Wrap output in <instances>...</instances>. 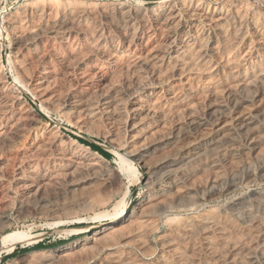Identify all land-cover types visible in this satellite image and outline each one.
<instances>
[{"label": "bare ground", "instance_id": "1", "mask_svg": "<svg viewBox=\"0 0 264 264\" xmlns=\"http://www.w3.org/2000/svg\"><path fill=\"white\" fill-rule=\"evenodd\" d=\"M75 1H73V3H75ZM45 2H47L45 4L50 5L51 0H45ZM85 2L83 3L86 4L87 2ZM143 2L144 1L142 0L139 3L142 4ZM203 2L204 1L202 0L159 1L160 9L158 13H150L154 14V16H151L153 18L154 27L157 29V33L159 31L164 39L156 44H153L149 41V36L140 37L137 39V41H135L137 42L138 46L143 49L144 54H141V56L135 58L134 60H128V62L126 60L122 66L124 68L123 71L127 72L125 67L131 71L130 78L127 76L129 80L126 79L129 82L124 83L127 85L126 90H120L115 86L116 82L112 83L113 80H110L115 76L114 75L112 78H110L113 74H115L112 71L115 70V68H111L112 70L109 68L113 74L108 76L107 71H105L102 67L103 64L101 63V59H98L97 56L90 58V56V60L84 61V55L86 52H95L96 54L103 55L102 57L105 58L104 60L106 62L108 61L107 63L111 65H122V58L124 55H122V58H120V55L122 53L127 54L126 51H132V46H136V44H134L135 42L133 43L134 34L131 38H128V36H130L129 31L131 30L128 31L126 29L130 25H134V20H140L144 27L146 23H144V17L146 16L143 12V9L140 11V9H133L134 7H128L127 9L119 8L116 14L119 19H116L115 15L110 17L111 21H113L110 22L113 23L116 29L122 31V38H124V40L128 43H125L127 44L126 49L118 50L116 48L117 51L114 49L115 51L112 50L113 52H109L110 50H108V53L104 48L107 46V44L104 46V43L101 39L102 34L99 31L95 32V29L91 30L87 27L92 22H88V25L85 24L87 16L92 14V9L90 6L87 7L84 4L77 5L76 8L71 7L72 9H67L68 11L61 9V6L60 9L58 6L57 9H53L55 5L53 8L51 7L53 10L50 9V11L55 13V15H62L64 20L63 22H54L51 27H48L47 30L50 33H55V31H53L55 29L65 30L66 33H63L62 31L63 34L57 36H59V40L64 45L65 48H63L66 49V51L64 54H62L61 50L55 46L56 44L54 45L50 41L48 44H44L47 45L48 51L53 53V57L56 58V61L58 60L61 63V66L66 67L68 70H72L74 65L79 66L78 71L76 72L78 74L77 78H79L83 84L87 85V88L89 87V89L86 88L83 93H80V97L77 96L80 98V100L85 101V104H83V110L78 112L74 111L75 117L78 120L81 119V117L82 120H90L93 116L96 117L95 109L97 105L95 106L88 104L86 101L89 98H93V96L97 95L100 96L99 105L105 109V111L107 110L106 113L109 114L108 116L111 115L117 120L121 116V106L124 98H129L132 103V112L128 119L124 121V118H122L123 120L121 121H124V128H122L130 135V139H132L130 141H133L134 146L131 144V150L133 149L132 154L134 155L136 161L140 164L144 163L149 156L156 158L153 164V172L155 171L154 173L156 177L155 180H153V178V182L151 181L150 183L151 190L149 189L150 191L144 193L137 203L135 202L136 204L134 208L132 207L133 209L128 212L126 211L130 193L129 185H127L125 186L124 192H122V196L112 207V213H106L105 211V213L101 212V214H97L95 216V218H101L98 223L100 228L93 231L89 237H84L69 245H63L55 248L53 251L59 256L62 255L66 257L71 253L73 255L75 252L81 251L88 247L94 248V246H96L98 256L96 257L95 255L94 257L92 254H90L93 256V258H98V260L95 261L96 264H231L232 260L235 264H264V190L258 192L252 191L253 193H251L250 196H242L237 198L230 204H226L227 206H225V208H221V210L201 211L199 209V207H201L203 204H206L207 200L214 199L221 194H224L228 190L236 188L242 183L249 184L257 179L264 181V124L258 125L259 122L257 123L258 120H256L258 117L260 118V116L264 118V12L258 11L256 15L252 14V16L250 15L251 17L245 18V7L247 6L245 4L244 6L243 3H241L242 1L227 2L224 4L222 3V5H212V7L205 6ZM60 3L61 2L58 4ZM62 3L64 4V2ZM95 4H97V2ZM133 5L130 4V6ZM29 6L31 7L33 5ZM34 6L38 7L37 4ZM248 6L250 7V5ZM261 6L262 5H260V7ZM41 8L40 10H37L40 11L39 16L37 14L38 17H41L43 13L50 12L44 11L47 8H44V10H41ZM94 8L96 9L95 6ZM261 10L264 9L261 8ZM252 11L254 10H251V12ZM23 12H21V14H23ZM17 13L19 14L18 16H20V13ZM16 15L17 14H15V17L13 16V18H11L9 15V18L6 16V27L8 31L11 32L12 37L15 40V43L13 44H15V48L17 49V54L14 52L16 54L15 58L11 60H14L13 63L11 62L13 71L15 72L13 83L7 82V73L0 63V145L7 147L9 150L14 145L12 144L14 141L11 138L13 131H11V128L14 125V120L10 118V115V117L7 115V110L10 109L8 107L11 104H16L18 106L17 107L15 105L17 109L20 108L21 111L24 110L27 114L33 116V118H35L40 123V129H36L35 132H32V141L33 143H39L42 141V144L45 145V150H47L46 148H49L48 150L50 152L48 151V153L47 151H44L42 148H40V143L38 145L36 144V149L32 147L33 151L28 153H25L26 151H20V149L17 147L18 165H16L15 173H12L13 175L11 174V178L13 179L14 184H16L19 188H22L24 192V196L22 197H24L25 201L30 197L35 198L37 196L41 205L47 206L48 201L41 196L49 192V185L53 186L54 189L62 188L63 190H68L69 192H82L85 191V189H90L93 191L95 187H92V185L94 186V184H96L93 183V180L96 179L95 177H97V175L94 176V168L91 167L93 165V163H91V156L93 155L92 158L96 156L95 158L101 161L104 159L99 154L92 152L91 150L88 151L89 153L91 152L90 156H88L86 155V152L85 154H79V151L76 153L72 148L68 147V150L65 148V150H67L65 151L59 147L58 144L61 143L58 142V140L61 141L59 127L57 124L50 125L46 119V116L47 109L58 107L61 105L60 102H62L60 101L61 96L58 95L59 92L57 91L59 88L56 90L54 86L56 83H52L56 76L54 70L60 63L56 66V68H54L51 62H47L41 67L39 66L40 68L37 71L35 70L36 68L33 70L34 67H32V58L27 56L28 54L32 53V56H37L36 58H38L42 55V52H46L42 51L45 48L41 50L42 52H39L41 45L39 50L37 47L38 32H43L44 30L38 27L35 29H31V27L28 28L26 26L27 22L25 23L23 17H16ZM55 17L53 16V18ZM95 17H97V15H95ZM98 18H100V16H98ZM182 18H184L185 21H189L190 25L187 27L184 26L185 21ZM196 19H201L204 23L203 27H206V30L208 29L211 31V37L208 35V38L205 41H203L205 37V34H203L204 30L203 28L199 29L200 27H196V24L198 23L195 22ZM193 22L196 24L194 25ZM93 23L96 25V22ZM36 24L37 21L35 22V26L38 25ZM99 25L101 24H98L97 26ZM247 25H249L251 28L253 33L252 37L255 36V43L253 46H251L252 43L249 42L250 39L247 40L249 37V34L248 37L246 35L245 28L249 27ZM105 29H107V27ZM130 29L133 30L136 28ZM109 32H111V28ZM72 33L80 34L79 45L86 48L87 51L85 53L82 51L85 48L81 49L78 47V45L76 47L74 43H72V38H70ZM104 33H106V30ZM154 33H156V31ZM115 34L116 33L114 32V35ZM146 34L148 33L146 32ZM49 39H51V37H49ZM107 39L105 38L104 40ZM121 40H119V42ZM110 41L112 40L110 39ZM157 41L158 40H156V42ZM15 48L14 50H16ZM134 51L135 50H133V52ZM256 51H260L261 55L258 52L260 58L251 56L253 57L252 61L248 62V56ZM124 58L126 57L124 56ZM33 62L36 63V61ZM52 62L54 63V60H52ZM86 65L89 66L88 69L85 68ZM36 66L37 65H35V67ZM63 72L64 71L62 70V74L65 76ZM126 74L129 75L128 72ZM66 77L65 79H67ZM124 77L126 78L125 75ZM124 77L121 78L124 80ZM217 77L220 78L222 85L218 84L219 82ZM121 78L118 79L122 80ZM95 79L97 80V86L92 89V87L90 88L89 85L92 84ZM61 81L62 80L59 79V82ZM58 83L57 85H59ZM29 84L32 85V88L30 87L32 90H20L21 87H27ZM61 84L63 85V81ZM60 86L61 85H59V87ZM61 88L62 86L60 89ZM61 92H63V90ZM27 95L37 97L40 103L33 107L26 99ZM74 95L76 97V93H74ZM165 96L169 100L168 102L171 106L169 109L166 108L167 106L164 107L165 105H162V101L164 100ZM201 98H205V100L207 99L208 101H206L208 103H205V105L203 104V107L199 108L198 106H200L202 101L204 102V100ZM165 101L167 102V100ZM71 102H73L72 99ZM80 104L81 102H79V105ZM15 112H17V110ZM20 113L22 112H19L18 115L23 117V113L22 115ZM179 114L183 116L176 119L175 123L173 124L171 122V117H177ZM103 116L104 115H102V117ZM169 117L171 118V125L173 124L170 128H168L169 126L167 125L168 119H170ZM82 120L81 123L84 124V120ZM118 120L116 122H118ZM174 120L175 119H173V121ZM73 121H75V119ZM98 121L99 118L96 120V122ZM119 123L121 122L119 121ZM119 123L117 124L119 125ZM25 124L21 125L26 126ZM115 126L116 125H114V128ZM116 129L120 130V127L119 129ZM24 131L25 129L23 132ZM19 132L17 131V133ZM237 134H244L245 137L243 142L235 141L237 139H235L234 136ZM123 135L124 134H122V138ZM27 137L28 136L26 134L24 139ZM73 141L74 143L76 142L79 144L75 139ZM62 142L65 144V141ZM128 145L130 146V144ZM76 146H74V148H76ZM182 147H187L188 150L182 154L179 160L174 158L171 159L175 152H178V150ZM24 148L26 149V147ZM51 148H53V151L50 150ZM86 149L88 150L87 147ZM9 150L5 152H10ZM130 151L128 150L125 152ZM155 151L159 153L158 159L157 155L154 154ZM182 152H184V150ZM247 155H250L254 158V160H256L257 165L259 166V169L255 168L258 170L257 175H255L253 167L251 166L253 159H251L250 163L249 157ZM118 157L119 160L116 162L118 163L117 167L119 171H121L119 172L117 170L119 174L122 173L128 177L136 173L138 169L129 158L124 155H119ZM236 158H238V160L239 158H246L244 165L245 167L242 168L240 163H237L240 166L233 164ZM15 160H17V158H15ZM14 162L13 164L15 165ZM108 162L109 161H107V163H103V165L105 164L108 167L106 173L107 176L111 175V177H113L112 180H114L113 183H119V187H121L120 184L123 179L121 180L118 172L112 171V168H110L111 165L109 166ZM228 163H230L231 166L229 167L228 171H224L222 164L227 165ZM106 166H104V168H106ZM102 173L105 174L104 172ZM204 176L205 179L203 180H205V182L202 184L201 179L202 177L204 178ZM93 177L95 179H93ZM8 178H10V176ZM101 179V184L106 186V184H108L107 179H103V177ZM148 179H146L145 182L149 183ZM116 185H114L115 189H118V187L116 188ZM243 186H245V184H243ZM44 187L47 188V192L43 191ZM102 187L104 188V186ZM107 190L108 189L106 188V191ZM50 191H53V189ZM54 191L56 192V190ZM63 192H61L62 195ZM65 194L66 193H64V195ZM110 195H112V193ZM1 196L3 195L1 194ZM84 196L87 197V195ZM96 196L99 195L97 194ZM52 197L54 200V195ZM65 197H63V199ZM105 197H107V195ZM112 197L113 195L111 198ZM88 198L92 199V197ZM103 202H97V204ZM42 206L39 207L43 209ZM56 207L54 208L56 209ZM24 208L25 207H23V209ZM89 208L91 207L88 206V209ZM78 209L77 213H79L78 211L82 212L83 207L81 206V209ZM54 211L56 213V210ZM5 212L8 213V211ZM107 212H109V210H107ZM162 227H164L163 230ZM154 242H156L161 248V252L159 251L160 253L154 262L146 263L134 255L135 250L133 253L130 250V246L133 245L136 246L142 253H149L152 251V249L155 250L153 248ZM13 248V245L7 247L6 252H11ZM201 248L209 256V260H206L203 263L200 260L201 257L199 258V253L202 251L198 253ZM96 251L94 252L96 253ZM32 253L29 252L27 256L31 255ZM36 254L34 253L32 256ZM44 254L41 255L44 256ZM47 254L48 253L46 252L45 256H48ZM100 254L103 257L101 256L102 259L99 260ZM150 254H152V252ZM83 255H80V257L82 256L83 258ZM38 257H40V255L38 256L37 254L36 258L38 259ZM73 257H75V254ZM67 259L64 260L66 261ZM47 260H49V258ZM59 261H57V263ZM72 262H74V260ZM51 264L55 263H52L51 260Z\"/></svg>", "mask_w": 264, "mask_h": 264}, {"label": "rangeland", "instance_id": "2", "mask_svg": "<svg viewBox=\"0 0 264 264\" xmlns=\"http://www.w3.org/2000/svg\"><path fill=\"white\" fill-rule=\"evenodd\" d=\"M73 1H75V0H72V1H68V0H51V2H50V5L49 4H45V3H47V2H45V0H0V63H1V66H3L4 67V69H5V71H6V73H7V82H9V83H13V81H14V78H15V72L13 71V67H12V63H13V61H11L13 58H15V56H16V54H17V49L15 48V44H13V43H15L14 41V39H13V37H12V34H11V32L10 31H8V29H7V27H6V21H7V17L9 18V16L11 17V18H13V16L15 17V14H17L16 15V17H23V19L25 20V23H26V26L28 27V28H30L31 27V29L32 28H41L42 30H44L43 32H38V41H37V47H38V50H39V48H40V45H41V48H40V50H39V52L43 49V48H45L44 50H42V51H46V52H42V55L40 56V57H38V58H36L37 56H32V53L31 52H29V53H31V54H28V56L27 57H29V58H32V67H34L33 68V70L35 69L36 71L42 66V65H44V63H49V62H51V64H52V66H54V68H56V66L60 63L58 60L56 61V58H54L53 56V53L52 52H50V51H48V49H47V45L46 44H48V42L50 41V42H52L55 46H57V48H59L60 50H61V53L62 54H64V52L66 51V49H64L65 47H64V45L61 43V41L59 40V36H57V35H62L63 33H66L65 32V30L64 29H60V30H53V31H55V33L53 32V33H50L47 29H48V27H51L52 26V24L54 23V22H56V21H58V22H60V21H62L63 22V20H64V17L62 16V15H60L59 16V14L58 15H55V13H53L52 11H50V9H51V7L53 8V6L55 5V7L53 8V9H57L58 7H59V9H60V6H61V9H65V10H67V9H72L73 7L74 8H76L77 7V5H82V4H84L83 2H85L86 4H84L85 6H87V7H89L90 6V8L92 9V14H90V15H88L87 16V18H86V21H85V24L86 25H88L87 23L88 22H92L90 25H88L87 27L89 28V29H91V30H94L95 32L97 31H99L102 35V37H101V39H102V41H103V45L105 46L106 44H107V46L106 47H104L105 48V50L108 52V50H110L109 52H113L112 50H116L117 51V49L118 50H123V49H126V47H127V44H125V43H128L127 41H125L124 40V38H122L123 36H122V31H119L118 29H116V27L113 25V23H111V22H113V21H111V16H114L115 15V18L117 19L118 18V16L116 15L117 14V10L120 8V9H124V8H133V9H140V11H142L141 9H143V12L145 13V16L146 17H144V23H145V25H144V27H143V24H141L142 22H140V20H134V25H130L129 27H127V29L126 30H131V31H129L130 32V36H128V38H131L132 37V35L134 34V41H133V43L135 42V41H137V39L138 38H140V37H148L149 36V41L151 42V43H153V44H156V43H158V42H161L162 41V39H164V37L159 33V31H158V33H157V29H155V27H154V24H153V18H152V16H154V14H156V13H158V11H159V9H160V4H159V1L160 0H143L144 2L142 3V4H140L139 2H141L142 0H76L75 1V3H73ZM77 1H79V2H77ZM172 1H175V0H172ZM197 1H199V0H197ZM202 1H204L203 3H204V5L205 6H210V7H212V5L214 6V5H219V4H221L222 5V3L224 4V3H227V2H241V3H243V5L245 4L247 7H245V18H249V17H251L252 16V14L253 15H256L257 13H258V11L259 12H264V10H261V8L262 9H264V0H202ZM222 1V2H221ZM224 1V2H223ZM263 1V2H262ZM32 4H31V3ZM53 2V3H52ZM59 2H61L60 4H58ZM62 2H64V4L62 3ZM67 2V3H66ZM70 4H69V3ZM82 2V3H81ZM97 2V4H95ZM114 2V3H113ZM218 2V3H217ZM28 3V4H27ZM79 3V4H78ZM117 3V4H116ZM121 3V4H120ZM124 3V4H123ZM217 3V4H216ZM250 3V4H249ZM262 3V4H261ZM37 4V6L38 7H36V6H34V5H36ZM41 4V5H40ZM44 4V5H43ZM127 4V5H126ZM130 4L131 5H133V6H130ZM210 4V5H209ZM25 5V6H24ZM29 5H33V6H29ZM138 5V6H137ZM140 5V6H139ZM244 5V6H245ZM248 5H250V7L248 6ZM260 5H262L261 7H260ZM29 6V7H28ZM58 6V7H57ZM64 6H66V7H64ZM92 6V7H91ZM94 6L96 7V9L94 8ZM99 6H101V7H99ZM256 6V7H255ZM25 7V8H24ZM32 7H34V8H32ZM42 7V8H41ZM68 7V8H67ZM72 7V8H71ZM99 7V8H98ZM137 7V8H136ZM140 7V8H139ZM147 7V8H146ZM155 7V8H154ZM158 7V8H157ZM259 7V8H258ZM31 10H30V9ZM40 8H41V10H44V8H47V9H45L44 11H50V12H47V13H43L42 14V16L41 17H38L39 16V12L40 11H37V10H40ZM49 8V9H48ZM94 8V9H93ZM105 8V9H104ZM153 8H154V10H153ZM255 8V9H254ZM258 8V9H257ZM23 9H24V12H23ZM53 9H51V10H53ZM69 9V10H70ZM115 9V10H114ZM21 10V11H20ZM113 10V11H112ZM251 10H254V11H252V12H254V13H252L251 12ZM25 11H27V12H25ZM68 11V10H67ZM98 11V12H97ZM101 11V12H100ZM257 11V12H256ZM17 12H19L20 13V16H18L19 14L17 13ZM21 12H23V14H21ZM30 12V13H29ZM102 12H104V13H102ZM107 12H109V13H107ZM150 12H153V13H150ZM115 13V14H114ZM148 13V14H147ZM251 13V14H250ZM9 16H8V15ZM14 14V15H13ZM35 14V15H34ZM37 14H38V16H37ZM49 14V15H48ZM99 14V15H98ZM107 14V15H106ZM24 15V16H23ZM48 17H47V16ZM55 17V16H57V17H55V18H53V16ZM93 15V16H92ZM95 15H97V17H95ZM152 15V16H151ZM251 15V16H250ZM7 16V17H6ZM28 16V17H27ZM98 16H100V18H98ZM104 16V17H103ZM106 16V17H105ZM20 17V18H21ZM36 17H38V18H36ZM102 17V18H101ZM109 17V18H108ZM4 18H6V19H4ZM28 18H30V19H28ZM44 18V19H43ZM48 18V19H47ZM27 19H28V21H27ZM31 19H32V21H31ZM39 19V20H38ZM89 19V20H88ZM96 19V20H95ZM119 19V18H118ZM149 19V20H148ZM183 20H184V18H182ZM34 20H35V22L37 21V26H35V22H34ZM92 20V21H91ZM98 20V21H97ZM41 22V24H40V22ZM101 23H100V22ZM111 21V22H110ZM116 21V20H115ZM136 21V22H135ZM185 21V20H184ZM202 20L201 19H196L195 20V22L197 23H195V22H193L194 23V25L196 24V27L198 28V27H200L199 29H201V28H203V34H205V37H204V35H203V37H204V39H203V41H205L207 38H208V35H209V37H211V31L210 30H206V27L204 28L203 26H204V23H203V21L201 22ZM46 22V23H45ZM48 22V23H47ZM52 22V23H51ZM93 22H96V25H95V23H93ZM98 22V23H97ZM106 22V23H105ZM138 22V23H137ZM149 22V23H148ZM201 22V23H200ZM33 23V24H32ZM136 23V24H135ZM185 23V25L184 26H189L190 25V22L189 21H185L184 22ZM187 23V24H186ZM203 23V24H202ZM30 24H32V25H30ZM98 24H101V25H99V26H97ZM141 24V25H140ZM44 25V26H43ZM110 25V26H109ZM150 25H152V26H150ZM202 27H201V26ZM35 26V27H34ZM97 26V27H96ZM101 26V27H100ZM111 28V32H109L110 31V28ZM113 26V27H112ZM136 26V27H135ZM139 26V27H138ZM147 26V27H146ZM247 26H249V25H247ZM94 27V28H93ZM107 27V29H105V28ZM146 27V28H145ZM130 28H136V29H130ZM138 28V29H137ZM151 28V29H150ZM154 28V29H153ZM116 29V30H115ZM146 29V30H145ZM179 29H181V28H179ZM246 29V35H247V37H248V34H249V37L247 38V40H249L250 39V41L249 42H251L252 43V45L251 46H253L254 45V41H255V36H253L252 37V35H253V33H252V31H251V28H250V26L249 27H246L245 28ZM248 29V30H247ZM103 30V31H102ZM105 30H106V33H104L105 32ZM140 31V32H138V31ZM142 30V31H141ZM148 30V31H147ZM205 30H206V32H205ZM8 31V32H7ZM62 31H63V33H62ZM117 31H119V32H117ZM133 31H135V32H133ZM144 31V32H143ZM156 31V33H154ZM57 32V33H56ZM104 34H103V33ZM114 32L116 33L115 35H117V36H115L114 35ZM128 32V33H129ZM146 32L148 33V34H146ZM41 33V34H40ZM61 33V34H60ZM119 33V34H118ZM132 33V34H131ZM140 33V34H139ZM150 33V34H149ZM152 33V34H151ZM154 33V34H153ZM207 33V34H206ZM210 33V34H209ZM10 34V35H9ZM47 34V35H46ZM49 34V35H48ZM74 33H72V35L70 36V38H72V43H74V45L77 47V45H78V47L79 48H81V49H83V48H85V47H83V46H81V45H79V43H80V34H74ZM110 34H112V35H110ZM138 34V35H137ZM142 34V35H141ZM159 34V35H158ZM43 35H45V36H43ZM50 35H52V36H50ZM55 37H54V36ZM120 35V36H119ZM109 36H110V38H109ZM151 36H152V38H151ZM49 37H51V39H49ZM54 37V38H53ZM79 37V38H78ZM103 37H104V39L106 38L107 39V37H108V39L107 40H104L103 39ZM115 37V38H114ZM159 37V38H158ZM162 37V38H161ZM251 37V38H250ZM42 38V39H41ZM118 38V39H117ZM122 40H121V39ZM156 38H158V39H156ZM254 38V39H253ZM74 39V40H73ZM78 39V40H77ZM110 39L112 40V41H110ZM136 39V40H135ZM145 39V38H144ZM155 39V40H154ZM46 40V41H45ZM54 40V41H53ZM71 40V39H70ZM76 40V41H75ZM117 40H118V42H119V40H121L119 43L117 42ZM124 40V41H123ZM156 40H158L157 42H156ZM56 41V42H55ZM79 41V42H78ZM105 41V42H104ZM107 41V42H106ZM110 41V42H109ZM55 42V43H54ZM58 42V43H57ZM77 42H78V44H77ZM113 42V43H112ZM122 42H123V44H122ZM42 43H43V45H42ZM44 43H46V44H44ZM111 43V44H110ZM117 45H116V44ZM251 43H249V44H251ZM38 44H39V46H38ZM62 44V45H61ZM110 44V45H109ZM113 44V45H112ZM134 44H136V46H132V51L131 50H129V51H126V53L127 54H121L120 56V58H122V55H124L126 58H124V56H123V60H122V65L121 64H115V65H111V64H109V63H107L104 59L105 58H103L102 56L103 55H100V54H96L95 52H93V53H89V52H86L87 50H86V48L85 49H83L82 51L85 53V55H84V57H85V59H84V61H88V60H90V58H94V57H96L97 56V58L98 59H101L102 60V64H103V69L105 70V71H107V73H108V76H111L112 74H113V72L115 73V74H113L110 78H112L114 75L116 76H114V78L113 79H110V80H113L112 81V83H114V82H116L114 85L117 87V88H119L120 90H126L127 88H126V86L127 85H125L124 83L126 82H129L128 80V77L130 78V73H131V71H130V69L128 70V68H126L125 67V69L127 70V72H128V74L129 75H127L126 73V71H123L124 70V68L122 67L123 65H124V63L126 62V60H127V62H128V60H134L135 58H137V57H139V56H141V54H144V51H143V49H141V47L140 46H138V44H137V42H135ZM113 47H112V46ZM14 46V47H13ZM43 46V47H42ZM59 46V47H58ZM81 46V47H80ZM115 46V47H114ZM125 46V47H124ZM64 47V48H63ZM108 47V48H107ZM112 48V49H110V48ZM135 47V48H134ZM137 47V48H136ZM14 48L16 49V50H14ZM117 48V49H116ZM137 49V50H136ZM12 50H13V52H12ZM64 50V51H63ZM114 50V51H115ZM133 50H135L134 52H133ZM143 51V52H142ZM16 54H15V53ZM108 52V53H109ZM260 53V51H256V52H254L253 54H251V55H249L248 56V58H247V60H248V62L250 61H252V58L253 57H255L256 56V58H258L260 55H261V53H260V55H259V53ZM48 53V54H47ZM125 53V52H124ZM139 53H140V55H139ZM52 54V55H51ZM129 54V55H128ZM257 54V55H256ZM13 55H14V57H13ZM51 55V56H50ZM127 55V56H126ZM31 56V57H30ZM91 56V57H90ZM100 56V57H99ZM132 56V57H131ZM135 56V57H134ZM251 56H253V57H251ZM35 57V58H34ZM47 57H48V59H47ZM90 57V58H89ZM251 59H250V58ZM41 58V59H40ZM129 58H131V59H129ZM260 58V57H259ZM38 59V60H37ZM250 59V60H249ZM40 60V61H39ZM44 60V61H43ZM47 60V61H46ZM52 60H54V63L52 62ZM33 61H36V63L35 62H33ZM56 61V62H55ZM4 62V63H3ZM12 62V63H11ZM40 62V63H39ZM130 62V61H129ZM9 63V64H8ZM34 63V64H33ZM38 63V64H37ZM43 63V64H42ZM105 63V64H104ZM107 64V65H106ZM9 65H10V67H9ZM35 65H37L36 67H35ZM118 65V66H117ZM40 66V67H39ZM63 67V68H62ZM81 67V66H80ZM108 67V68H107ZM122 67V68H121ZM59 68V69H58ZM66 67H64V66H61V63L57 66V68L54 70L55 71V74H56V76L58 77H56L55 76V78L53 79V81H52V83L53 82H55L56 84H54V86H55V89L57 90L58 88V92H59V96H61L60 97V101H62V102H60L61 103V105H59L58 107H55V108H49V109H47V116H46V119L48 120V122H49V124L50 125H54V124H57L58 125V127H59V130H60V136H61V138H60V140L61 141H59L58 140V142H61V143H57L58 145H59V147L63 150H65V148H67V150H68V147L69 148H72L76 153H77V151H79L78 153L79 154H85V152H86V155H88V156H90V153L88 152V151H92V152H96L97 154H99L104 160L103 161H101V160H98V159H96L95 157L96 156H94V158H92V156H91V160H92V162L91 163H93V165L91 166L92 168H94L93 169V172H94V176H96L97 175V177H93V179H95V180H93V183H96V184H94V186L92 185V187H95V189L93 190V191H91L90 189H85V191H75V192H69L68 190H63L62 188L61 189H59V188H56V189H54L53 188V186H51V185H49L50 187H48V190H49V192H47L46 190H47V188L46 187H44V190L43 191H45V192H47V193H45V192H43V193H45L47 196H48V198H47V196L44 194L43 195V193H42V195L44 196H41L42 198H44V199H46L47 201H48V205L47 206H42L41 205V203L39 202V199L37 198V196L35 197V198H29L28 200H24V197H22V196H24V192H23V190H22V188H19L16 184H14V181H13V179L11 178L12 176H11V174L13 173H15V168H16V165H18L17 164V162H18V156H17V154H18V149H20V151H22V152H24V151H26L25 153H28V152H32L33 151V148L34 149H36V147H37V145L40 143V145H39V147L40 148H42L44 151H49L48 149L49 148H46L47 150H45V145L44 144H42L43 142L42 141H40L39 143L38 142H35V143H33V141H32V139H33V131L35 132L36 131V129L38 130V129H40V127H41V125H40V123L35 119V118H33V116H31V115H29V114H27L24 110V112L23 111H21L20 110V108L19 109H17V105L16 104H11L8 108H10V109H8L7 110V115L10 117V118H12V120H14L13 122H14V125H13V127L11 128V131H12V136H11V138H12V140L14 141H12L13 143L12 144H14L13 145V147L9 150L7 147H5V146H1L0 145V193L3 195V196H1V194H0V264H32V263H34V264H51V260H52V263L54 262L55 264H58V263H64V264H96V262L95 261H97L98 260V258H93V256L95 257V255H96V257L98 256V251H96L97 250V248H96V246H94V248H90V247H88V248H86V249H83V250H81V251H78V252H75L74 254H75V257H73L74 256V254L72 255V253L70 254V255H68V256H62V255H58V254H56L53 250L55 249V248H57V247H60V246H65V245H69V244H71V243H73V242H75L76 240H80L81 238H84V237H89L90 235H91V233L93 232V231H95V230H98L100 227V225H98V223H99V221H100V219L101 218H95V216L97 215V214H101V212L102 213H105V211H106V213H112L113 212V206H114V204L116 203V201L117 200H119V198L122 196V192H124V190H125V186H127V185H129V188H130V193H129V199H128V206H127V208H126V211L128 212V211H130L131 209H133L134 208V206H135V204L141 199V197L144 195V193H146V192H148V191H150L151 190V185H150V183H151V181L153 182V180H155V177H156V175H155V171L153 172V170H154V162H155V160H156V158H154V157H152V156H149V157H147L148 159H146V161L145 162H147V163H138L137 161H136V159H135V157H134V155L132 154L133 153V149L131 150V144H132V146H134L133 145V141H130V140H132V139H130V135L127 133V132H125L124 131V127H123V122L126 120V119H128L129 117H130V114H131V112H132V103H131V100L129 99V98H127V97H125L124 98V101H123V103H122V106H121V108H122V110H121V116L117 119L118 120V122H116L117 120L115 119V118H113L111 115L110 116H108L109 114L108 113H106L107 112V110L105 111V109H103L100 105H99V103H100V96H97V98H96V96H93V98L91 97V98H89L87 101H86V103H88V104H91V105H97V107H96V109H95V116L96 117H92L90 120H92V121H90L89 119H83L82 120V117H81V119H79L80 120V122H79V120L75 117V115H74V111L76 112H78V111H81V110H83V108H84V105L83 104H85V101H83V100H80V98H78L77 96H81V94L80 93H83V91L84 90H86V88H87V85H85V84H83L80 80H79V78H77L78 77V74L76 73L77 71H78V68H79V66H77V65H74V67L72 68V70H68L67 68V70L65 69ZM86 69H88L89 68V66L88 65H86V67H85ZM106 68V69H105ZM111 68H115V70H110ZM10 69H11V71H10ZM58 69V70H57ZM77 69V70H76ZM62 70L64 71L63 73H64V75L65 76H63V74H62ZM74 70V71H73ZM59 72V74H58V72ZM67 71V72H66ZM111 72V74H110V72ZM123 71V72H122ZM130 71V72H129ZM73 74H71V73ZM117 72V73H116ZM126 72V73H125ZM121 73V74H120ZM12 74V75H11ZM67 74V75H66ZM75 74V75H74ZM117 74V75H116ZM119 74V75H118ZM60 75V76H59ZM70 75V76H69ZM121 75V76H120ZM124 75L126 76V78L124 77ZM62 76V77H61ZM67 76V77H66ZM71 76H73V77H71ZM75 76V77H74ZM128 76V77H127ZM65 77L67 78V79H65ZM69 77V78H68ZM121 77H124V80H123V78H121ZM63 78V79H62ZM74 78V79H73ZM119 78H121L122 80H117V79ZM9 79V80H8ZM59 79L60 80H62L63 81V85L61 84V82H59ZM66 81H65V80ZM73 79V80H72ZM116 81H115V80ZM126 79H128V80H126ZM217 79H218V84L219 85H222V83H221V80H220V78L219 77H217ZM68 80V81H67ZM69 80H71V81H69ZM56 81H58V82H56ZM73 81V82H72ZM118 81V82H117ZM68 82H70V83H68ZM73 84H72V83ZM75 82V83H74ZM77 82V83H76ZM57 83L59 84V85H61L62 86V90H63V92H61L62 90L60 89V87H59V85H57ZM68 83V84H67ZM96 83V84H95ZM121 83V84H120ZM221 83V84H220ZM72 84V85H71ZM78 85V86H77ZM63 86H64V88H63ZM66 86H68V87H66ZM81 86V87H80ZM85 86V87H84ZM90 86V88L92 87V89L93 88H95L96 86H97V80L95 79L94 81H93V83L92 84H90L89 85ZM121 86H123V87H121ZM32 88V85L31 84H29V85H27V87H21L20 88V90H32L31 88ZM78 88H79V90H78ZM82 88V89H81ZM116 88V89H117ZM123 88V89H122ZM87 89H89V87L87 88ZM119 89H117V90H119ZM60 93H62V94H60ZM74 93H76V97H75V95H74ZM73 96V97H72ZM63 97V98H62ZM61 98H62V100H61ZM77 98H78V100H77ZM102 98V97H101ZM26 99L28 100V102L33 106V107H35V106H37L39 103H40V101H39V99L37 98V97H34V96H31V95H27L26 96ZM71 99H72V101L73 102H71ZM90 99H92V100H90ZM97 99V100H96ZM202 100H204V102L202 101V103L200 104V106H198L199 108H202L203 107V104L205 105V103H208L206 100H205V98H201ZM165 100H167V102L165 101ZM88 101H94V102H88ZM97 103H96V102ZM169 100L167 99V97L165 96V98H164V100L162 101V105L164 106V107H166V108H171V106L169 105V102H168ZM206 101V102H205ZM71 102V103H70ZM75 102H76V104H75ZM79 102H81V104L79 105ZM163 102H165V103H163ZM129 103V104H128ZM167 103V104H166ZM78 104V105H77ZM17 107H16V106ZM71 105V106H70ZM99 105V106H98ZM124 105V106H123ZM126 105V106H125ZM130 105V106H129ZM75 106V107H74ZM170 106V107H169ZM73 107V108H72ZM80 107V108H79ZM128 107V108H127ZM79 108V109H78ZM125 108V109H124ZM14 109H16L17 110V112H15L16 110H14ZM103 109V110H102ZM18 110H20V111H18ZM124 110V111H123ZM201 110V109H200ZM97 111V112H96ZM98 111H100V112H98ZM104 111V112H103ZM123 111V112H122ZM128 111H129V113H128ZM10 112V113H9ZM14 112V113H13ZM19 112H22L23 113V117L22 116H20V115H18L19 114ZM71 112V113H70ZM125 112V113H124ZM22 113H20L21 115H22ZM96 113H97V115H96ZM13 114V115H12ZM17 114V115H16ZM28 115V116H26V115ZM58 114V115H57ZM98 114H100V115H98ZM106 114V115H105ZM123 114H125V115H123ZM102 115H104L103 117H102ZM17 116V117H16ZM19 116V117H18ZM108 116V117H107ZM183 115H178L177 117L176 116H174V117H176V118H174V117H171L172 118V120H171V118L170 119H168V128H170V127H172V125L175 123V121H176V119H178L179 117H182ZM22 117V118H21ZM27 117V118H26ZM72 119H71V118ZM75 117V118H74ZM99 118V121L98 122H96V120ZM110 117H111V120L113 121V123H112V121L110 120ZM15 118V119H14ZM24 118V119H23ZM75 119V121H73L74 119ZM122 118H124V121H121V120H123ZM257 118V117H256ZM17 119V120H16ZM77 119V120H76ZM100 119H101V121H100ZM106 119V120H105ZM173 119H175L174 121H173ZM204 119H206V118H204ZM260 119V120H259ZM36 120V121H35ZM81 120L84 122V124H82L81 123ZM94 120H95V122H94ZM170 120H171V122L173 123L172 125H171V122H170ZM256 120H258L257 121V123H258V125H261V124H264V118H262L261 116H260V118L258 117ZM25 121V122H24ZM27 121V122H26ZM31 121V122H30ZM34 121V122H33ZM89 121H90V123H92V122H94V123H92V124H90L89 123ZM110 121V122H109ZM119 121L122 123V125H121V123H119ZM86 122V123H85ZM109 122V123H108ZM170 122V123H169ZM17 123V124H16ZM18 123H20V124H18ZM26 123V124H25ZM31 123V124H30ZM35 125H34V124ZM110 123H112V124H110ZM117 123H119V125L117 124ZM21 124H25L26 126H24V125H21ZM30 124V125H29ZM107 124V125H106ZM28 125H29V127H30V129H29V127H28ZM33 125V126H32ZM109 125V126H108ZM110 125H111V127H110ZM114 125H116L115 126V128H114ZM121 125V126H120ZM17 127V128H16ZM119 127H120V130H117L116 128H118L119 129ZM123 127V128H122ZM21 128H22V130H21ZM32 128V129H31ZM19 129V130H18ZM25 129V133L23 132V130ZM27 129V130H26ZM34 129V130H33ZM96 130V131H95ZM112 130V131H111ZM114 130V131H113ZM123 130V131H122ZM17 131L19 132V133H17ZM117 131V132H116ZM15 132V133H14ZM26 132H28V133H26ZM103 133V134H102ZM117 133H119L120 134V136H119V134H117ZM124 134L123 135V138H122V134ZM128 135H127V134ZM19 136H18V135ZM23 136H22V135ZM26 134H27V138L26 139H24V137H26ZM126 134V135H125ZM15 135V136H14ZM64 135V136H63ZM240 136H241V138H240ZM18 138V139H16V138ZM125 137V138H124ZM129 138V139H127V138ZM244 134H237V135H235L234 136V138L235 139H237V140H235L236 142H243V140H244ZM20 138H21V140H20ZM29 138V139H28ZM63 138V139H62ZM117 138V139H116ZM15 139V140H14ZM76 140L79 144H77L76 142L74 143V141L73 140ZM79 139H83V140H85L86 142H89V143H92V144H95V145H97V146H99L103 151H105V152H107V153H109L110 154V157H106L105 155H103V154H101V153H99L98 151H96V150H93L89 145H87V144H85V143H83V142H81ZM122 139V140H121ZM23 140V141H22ZM31 140V141H30ZM117 140V141H116ZM118 140H121V141H118ZM127 140H129V141H127ZM17 141V142H16ZM19 141H20V146H19ZM29 141V142H28ZM62 141H65V144L62 142ZM69 141H70V143H69ZM71 141H73V142H71ZM22 142V143H21ZM24 142V143H23ZM31 142H32V145H31ZM68 142V143H67ZM30 143V144H29ZM64 145H63V144ZM72 143V144H71ZM26 144V145H25ZM37 144V145H36ZM62 144V145H61ZM128 144H130V146L128 145ZM24 145V146H23ZM36 145V146H35ZM61 145V146H60ZM76 146V148H74V146ZM62 146H63V148H62ZM72 146V147H71ZM2 147V148H1ZM16 147V148H15ZM17 147H18V149H17ZM24 147H26V149L24 148ZM33 147V148H32ZM79 147V148H78ZM86 147L88 148V150L86 149ZM128 147H129V149H128ZM7 148V149H6ZM22 148V149H21ZM31 148V149H30ZM134 148V147H133ZM13 149V150H12ZM29 149V150H28ZM78 149V150H77ZM186 149V150H185ZM10 151V152H5V151ZM16 150V151H15ZM50 150H52L53 151V148H51ZM67 150H65V151H67ZM80 150H82V151H80ZM83 150H84V152H83ZM113 150V151H112ZM130 151V152H125V151ZM184 150V152H182ZM188 149H187V147H182V148H180L179 150H178V152L176 153L175 152V154L172 156V158L171 159H176V160H179L180 158H181V156H182V154L183 153H185V151H187ZM3 151V152H2ZM51 151V152H52ZM5 152V153H4ZM17 152V153H16ZM50 152V151H49ZM48 152V153H49ZM180 152H182V153H180ZM10 153V154H9ZM117 154V155H116ZM154 154H156L157 155V159L159 158V153H157V151H155V153ZM14 155V156H13ZM119 155H124V156H126L127 158H129L133 163H134V165L136 166V168L138 169L137 171H136V173H134L135 174V176H134V174H132V176H126V175H124V174H122V173H120L119 174V172H121V171H119V169H118V163L116 162V161H118L119 160ZM248 157H249V161H250V163H251V159H253L252 161V163H251V166L253 167V170H254V173H255V175H257V171L258 170H256V169H259V166L257 165V162H256V160H254V158L253 157H251L250 155H247ZM13 157V158H12ZM176 157V158H175ZM251 157V158H250ZM15 158H17V160H15ZM150 158V159H149ZM153 158V159H152ZM245 159L246 158H239V160H238V158H236V160H235V162L233 163V164H235V165H238V166H242V168L243 167H245L244 165H245ZM1 160H3V161H1ZM95 160V161H94ZM97 160V161H96ZM152 160V161H151ZM5 161V162H4ZM15 161V162H14ZM107 161H109L108 162V164H109V166H110V168H112V171H115V172H118V174L120 175V178H121V180H122V182H121V184H123V185H121L120 184V186L121 187H119V183L117 184V183H113L114 182V180H112L113 179V177H111V175H109V176H107V170H108V167L104 164L103 165V163H107ZM3 162V163H2ZM13 162L15 163V165L13 164ZM99 162H100V164H99ZM101 162H102V164H101ZM242 162V163H241ZM7 163V164H6ZM111 163V164H110ZM237 163H240V165L239 164H237ZM255 163V164H254ZM3 164V165H2ZM5 164H6V166H5ZM146 164V165H145ZM252 164H254V165H252ZM97 165V166H96ZM147 165H151V166H147ZM95 166V167H94ZM103 166V167H102ZM104 166H106V168H104ZM222 166H223V170L224 171H228V169H229V167L231 166V164L230 163H228L227 165H224V164H222ZM99 167V168H98ZM149 167V168H148ZM5 168V169H4ZM98 168V169H97ZM101 168H103V169H101ZM256 168V169H255ZM12 169V170H11ZM97 169V170H96ZM114 169V170H113ZM8 170V171H7ZM94 170H96V171H94ZM99 170V171H98ZM118 170V171H117ZM256 171V172H255ZM8 172V173H7ZM96 172V173H95ZM102 172H104L105 174H103ZM100 173V174H99ZM228 173V172H227ZM10 174V175H9ZM12 174V175H13ZM122 174V175H121ZM150 174V175H149ZM100 175H101V177H100ZM155 175V176H154ZM7 176V177H6ZM10 176V178H8ZM148 176V177H147ZM154 176V177H153ZM103 177V179L104 178H106L107 179V183L108 184H106V186H108V187H106L105 185H103V184H101V181H102V178ZM151 177V178H150ZM98 178H100V179H98ZM129 178V179H128ZM148 178H150V179H148ZM154 178V179H153ZM146 179H148L149 180V183L148 182H145V180ZM153 179V180H152ZM203 179H205V176H204V178L202 177V179H201V181H202V184H204V182H205V180H203ZM96 180H98V181H96ZM100 180V181H99ZM144 180V181H143ZM96 181V182H95ZM110 181V182H109ZM256 183H257V185H256ZM111 184V185H110ZM113 184V185H112ZM117 184V185H116ZM243 184H245V186H243ZM114 185H116V188L118 187V189H115V186ZM149 185H150V187H149ZM241 185V186H240ZM239 186H237L236 188H234V189H231V190H228L227 192H225L224 194H221L220 196H218V197H216V198H214V199H211V200H207L206 201V204H203L201 207H199V209L201 210V211H216V210H218V209H220L221 210V208H225V206H227L226 204H230L232 201H234L235 199H237V198H240V197H242V196H244V197H247V196H250L251 195V193H253V192H258V191H261V190H264V181H260V180H255V181H253V182H251V183H249V184H247V183H242V184H240ZM263 185V186H262ZM3 186V187H2ZM12 186V187H11ZM102 186H104V188L102 187ZM109 186H110V188H109ZM16 189H15V188ZM249 187V188H248ZM46 188V189H45ZM103 188V189H102ZM106 188L108 189L107 191H106ZM259 188V189H258ZM263 188V189H262ZM7 189V190H6ZM53 189V191H50V190H52ZM110 189V190H109ZM114 189V190H113ZM150 189V190H149ZM239 189H241V190H239ZM255 191H254V190ZM3 190V191H2ZM54 190H56V192L54 191ZM61 190V191H60ZM115 190H116V192H115ZM119 190V191H118ZM235 190V191H234ZM9 191V192H8ZM19 191V192H18ZM64 191V192H63ZM91 191V192H90ZM105 193H104V192ZM251 191V192H250ZM253 191V192H252ZM3 192V193H2ZM5 192V193H4ZM8 194H7V193ZM59 192V193H58ZM61 192H63V195H62V193ZM109 192V193H108ZM112 193V195H113V197L111 198V196L112 195H110L111 193ZM22 193V194H21ZM51 193H52V195H51ZM56 193V194H55ZM64 193H66L65 195H64ZM87 193V194H86ZM117 193V194H116ZM232 193V194H231ZM244 193H245V195H244ZM5 194H6V197H5ZM60 194V195H59ZM74 194V195H73ZM95 194V195H94ZM99 195V196H96V195ZM101 194H103V195H101ZM231 196H230V195ZM238 194V195H237ZM243 194V195H242ZM54 195V200H53V196ZM81 195V196H80ZM84 195H87V197H85ZM107 195V197H105ZM110 197H109V196ZM7 196H9V197H7ZM46 196V197H45ZM66 196V197H65ZM70 196V197H69ZM72 196V197H71ZM226 196H227V198H226ZM11 197V198H10ZM22 197V198H21ZM63 197H65L64 199H63ZM88 197H92V199L90 198H88ZM67 198V199H66ZM76 198V199H75ZM95 198V199H94ZM105 198V199H104ZM115 198V199H114ZM230 198V199H229ZM31 199V200H30ZM36 199V200H35ZM49 199V200H48ZM83 199V200H82ZM218 199H220V200H218ZM63 200V201H62ZM105 200V201H104ZM4 201V202H3ZM24 201V202H23ZM59 201V202H58ZM66 201H68V202H66ZM71 201V202H70ZM104 201V202H103ZM113 201H115V202H113ZM26 202V203H25ZM66 204H64V203ZM77 202V203H76ZM97 202H103V203H99V204H97ZM136 202V203H135ZM210 202V203H209ZM218 202V203H217ZM30 203V204H29ZM37 205H36V204ZM49 203H51V204H49ZM58 203H60V204H58ZM62 203V204H61ZM78 204V205H76V204ZM84 203V204H83ZM95 203V204H94ZM109 203V204H108ZM225 203V204H224ZM33 204V205H32ZM72 206H71V205ZM94 204V205H93ZM108 204V205H107ZM53 205V206H52ZM221 205H222V207H221ZM2 206V207H1ZM30 206V207H29ZM39 206H42V208L43 209H41V207H39ZM57 206V207H56ZM71 206V207H70ZM74 206V207H73ZM77 206V207H76ZM80 206V207H79ZM81 206L83 207V209H82V212L81 211H78L79 213H77V209L79 208V209H81ZM88 206L89 207H91V208H89L88 209ZM215 206V207H214ZM220 206V207H219ZM224 206V207H223ZM23 207H25L24 209H23ZM35 207V208H34ZM47 207V208H46ZM54 207H56V209L54 208ZM133 207V208H132ZM40 210H39V209ZM66 208V209H65ZM202 208V209H201ZM37 209V210H36ZM45 209V210H44ZM49 209V210H48ZM52 209H53V211H52ZM68 209V210H67ZM75 209H76V211H75ZM78 209V210H79ZM84 209H86V210H84ZM18 210H20V211H18ZM43 210V211H42ZM54 210H56V213H55V211ZM107 210H109V212H107ZM3 211H4V213H3ZM5 211H8V213L7 212H5ZM39 211V212H38ZM50 211V212H49ZM61 211V212H60ZM2 212V213H1ZM41 212V213H40ZM54 212V213H53ZM76 212V213H75ZM100 212V213H99ZM4 214V215H3ZM8 217H7V216ZM77 215V216H76ZM79 215V216H78ZM6 216V217H5ZM94 216V217H93ZM81 217V218H80ZM4 218V219H3ZM72 218V219H71ZM80 218V219H79ZM77 220V221H76ZM3 221V222H2ZM2 222V223H1ZM164 229V227H162V230ZM38 244H41V246H39V247H36V245H38ZM11 245H13L14 246V248H13V250L11 251V252H6V248L7 247H9V246H11ZM153 248L155 249V250H153L152 249V254H150L151 252H149V253H142L136 246H133V245H131L130 246V250H131V252L133 253V251L135 250V253H134V255H136L140 260L142 259V261H144V262H146V263H150V262H154L156 259H157V257H158V255H159V253L161 252V248H160V246L156 243V242H154L153 243ZM200 247H201V245H200ZM40 248V249H39ZM96 248V249H95ZM132 248H134V249H132ZM159 248V249H158ZM38 249V250H37ZM89 249V250H88ZM40 250V251H39ZM42 250V251H41ZM91 251V252H90ZM94 251H96V253L94 252ZM160 251V252H159ZM202 251V252H201ZM29 252H34L35 254L37 253L38 254V256L40 255V257H38V259L36 258L37 257V254L36 255H34V256H32V254H34V253H32L31 255H29V256H27V254H29ZM46 252L48 253L47 255L48 256H45L46 255ZM138 254H137V253ZM199 252H201V253H199ZM205 251L201 248L200 249V251H198V253L200 254H198L199 255V258H200V260H201V262L203 263V262H205L206 260H209V256H208V254L205 252ZM45 253V254H44ZM51 253V254H50ZM83 253H84V255H83ZM89 253V254H88ZM202 253H203V257H202ZM26 254V255H25ZM41 254H44V256H42ZM90 254H92V255H90ZM142 254V255H141ZM205 254V255H204ZM57 255V256H56ZM80 255H83V258H82V256L80 257ZM86 255V256H85ZM89 255H90V257H89ZM157 255V256H156ZM207 255V256H206ZM24 256V257H23ZM50 256V257H49ZM53 256V257H52ZM56 258H55V257ZM100 257L102 256L101 254L99 255ZM152 256H153V258H152ZM155 256H156V258H155ZM207 258H205V257ZM29 257V258H28ZM44 257V258H43ZM65 257V258H64ZM85 257V258H84ZM99 257V260L100 259H102V257L100 258ZM151 257V258H150ZM49 258V260H47ZM60 258V259H59ZM69 259V262H68V259ZM75 258H76V260H75ZM78 258V259H77ZM81 258V259H80ZM148 258V259H147ZM203 258V259H202ZM55 259V260H54ZM57 259H59V260H61V261H59V260H57ZM64 259H67L66 261L64 260ZM89 259V260H88ZM44 260V261H43ZM54 260V261H53ZM74 260V262H72ZM147 260V261H146ZM149 260V261H148ZM153 260V261H152ZM204 260V261H203ZM50 261V262H49ZM56 261V262H55ZM57 261H59L58 263H57ZM84 261H86V262H84ZM92 261V262H91ZM45 262V263H44ZM47 262V263H46ZM88 262V263H87ZM231 264H235L234 263V261L232 260V262H231Z\"/></svg>", "mask_w": 264, "mask_h": 264}, {"label": "trees", "instance_id": "3", "mask_svg": "<svg viewBox=\"0 0 264 264\" xmlns=\"http://www.w3.org/2000/svg\"><path fill=\"white\" fill-rule=\"evenodd\" d=\"M79 140H80L81 142H83V143L89 145L93 150L98 151L99 153L105 155L106 157H110V154L107 153V152H105V151H103L99 146H97V145H95V144H92V143H89V142H86V141L83 140V139H79ZM39 246H41V244L36 245V247H39Z\"/></svg>", "mask_w": 264, "mask_h": 264}]
</instances>
